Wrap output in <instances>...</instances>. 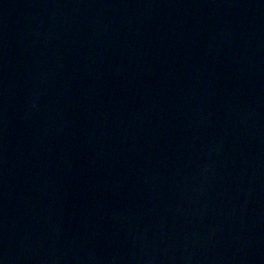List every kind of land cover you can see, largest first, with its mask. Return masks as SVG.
Instances as JSON below:
<instances>
[{
    "label": "water",
    "instance_id": "water-1",
    "mask_svg": "<svg viewBox=\"0 0 264 264\" xmlns=\"http://www.w3.org/2000/svg\"><path fill=\"white\" fill-rule=\"evenodd\" d=\"M0 264H264V0H0Z\"/></svg>",
    "mask_w": 264,
    "mask_h": 264
}]
</instances>
